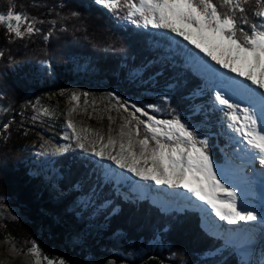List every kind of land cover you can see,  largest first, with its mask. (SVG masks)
I'll return each instance as SVG.
<instances>
[{
  "label": "trees",
  "instance_id": "16d2710c",
  "mask_svg": "<svg viewBox=\"0 0 264 264\" xmlns=\"http://www.w3.org/2000/svg\"><path fill=\"white\" fill-rule=\"evenodd\" d=\"M127 2L119 0L117 8L108 11L95 0H0V14L27 17L34 29L28 33L27 25H22L24 34L17 37L0 23V102L5 108L0 114V196L33 220L0 221V238H10L20 250L37 243L45 257L72 264L85 254L113 253L126 255L127 264H240L231 249L203 257L222 241L202 227L197 211L163 212L149 199L128 201L116 193L112 181H102L103 163L91 155L67 150L55 156L52 166L60 176L55 183L30 172L29 157L37 138L31 123L34 108L48 104L74 82L133 99L144 97L145 90L171 85L167 98L160 100L165 112L161 117L179 120L187 129L205 125L221 130V124L215 125L227 118V109L203 105L194 112V93L207 85L187 60L192 48L171 32L123 22ZM212 2L220 13L233 15L221 6L223 0ZM243 6L244 13H234L237 26L250 32V25L259 27L264 17L257 16L256 0ZM242 16L248 23L239 19ZM237 36L243 40L239 30ZM84 62L85 70H75ZM43 63L50 66L52 76L42 72ZM135 69L143 70L146 82L129 77ZM136 127L138 139L150 140L142 126ZM197 144L215 161L227 149L217 133ZM87 194L95 207L104 201L110 204L96 209L93 217V205L72 210L77 197ZM74 237L81 241L78 245L72 244Z\"/></svg>",
  "mask_w": 264,
  "mask_h": 264
},
{
  "label": "rangeland",
  "instance_id": "374dc122",
  "mask_svg": "<svg viewBox=\"0 0 264 264\" xmlns=\"http://www.w3.org/2000/svg\"><path fill=\"white\" fill-rule=\"evenodd\" d=\"M116 3L118 6L119 0H116ZM129 3H138V0H128L127 7ZM113 10L108 9V11ZM261 10L264 9L259 8L257 13ZM8 14L9 12L0 14L4 16V20L0 23L7 28L9 24H12L13 27L19 25L20 29H22V25L29 26L30 22L25 20L24 16H22L20 22H17L14 19L8 20ZM257 16L259 15L257 14ZM122 21L144 27L139 16L129 20L126 15L122 18ZM147 29L153 28L148 26ZM172 34L176 36L174 33ZM176 37L183 41L181 37ZM183 43L192 48V51L186 54L187 60L207 85V87L194 93L193 98H196L197 101L194 112H198L203 105H210L213 109L222 108L218 101H215V96L222 93L225 98L229 99L230 103L238 105V108L247 107L256 116H260L261 123L264 124V113H260L261 102L258 97L247 94L250 90L246 85H251V82L244 80L243 77H237L234 73L227 72L226 69L216 65L209 57L199 52L187 41H183ZM215 54L220 56L221 59L228 58V54L226 52L222 54L221 50H217ZM86 67L87 63L84 62L80 65L77 64L75 70L83 71ZM41 69L45 74L52 76L49 65L43 63ZM244 70L247 71L246 68ZM142 73V69H135L129 73V77L132 80L144 83L146 81H142ZM231 78L246 85L241 88L229 86V79ZM257 78H259V72H257ZM170 87L171 85L164 89L145 90L142 92L144 97L139 96L133 99L123 97L109 88L88 83H71L67 88L60 90L57 97H51L48 104H38L34 108L31 123L36 128L37 138L32 144L33 151L29 157L30 172L32 174L41 173L49 183H55L60 179L57 169L52 166L55 156L67 150H78L84 155L93 156V147L96 151H100L108 143L109 137L115 143L104 148V151L105 153L111 151L115 155L120 151V143L127 145L129 133H131L133 141L139 140L137 138V125L142 126L144 131L147 132L143 123L137 124V121L132 119L133 115L144 123H151L148 121V116H152L156 120L171 121L161 117V114L165 112L164 106L160 103V100L167 98L166 90ZM241 90L245 92L243 97L240 95ZM257 92H264V89H257ZM73 96H76L77 99H72ZM145 97H152V99L148 101L145 100ZM122 104L127 106L128 111L124 110ZM136 106L141 107L145 115L136 113ZM4 110L5 108L0 102V114ZM69 121L74 125L76 134L81 137L79 141L73 135V130L67 127ZM220 124L222 126L220 131L213 128V126L205 125H196L194 128L187 130L194 132L196 141H205L207 136L213 137L214 133L224 137L225 148L227 149L223 148L221 150V160L215 161L209 155L215 164L214 171L218 173L217 178L221 180V183L236 193L234 202L237 205V210L242 212L251 211L257 217L255 221H238L235 225H229L226 220L221 221L219 217H216L212 209L203 201L198 200L185 189L156 185L152 181H142L125 169L117 167L110 160H101L97 156L93 157L103 163L102 181H112L116 193L121 194L128 201L149 199L152 204L158 206L163 212L186 209L197 211L201 216L202 227L209 234L220 238L222 241L220 247L206 253L203 256L204 258L219 255L223 250L231 249V253L236 255L240 264H264V169L258 168L256 163L248 161L252 149L248 148L246 144L240 143L241 134L234 132L229 127L231 121H228L227 118H221L215 127L220 126ZM160 127L163 131H167L162 126ZM122 131L125 133L123 137L120 135ZM147 133L150 137L149 147L155 148V141L151 139L152 133ZM157 139L168 144L175 142V138L173 141H168L166 136L157 137ZM227 142L230 146L227 145ZM80 143L85 145L84 149L80 148ZM197 147L201 146L197 144ZM133 150L138 155L140 152L139 145L134 144ZM109 204L110 201H104L95 207L91 195L87 194L77 197L71 209L86 210L93 205V217L96 209H104ZM115 210L116 208L113 209V211ZM0 221L32 222L33 220L21 207L0 196ZM80 242L78 238L74 237L72 244L78 245ZM34 245L38 249V256L33 255L31 251ZM37 260L39 264H72V261L70 263L63 259L55 261L45 257L37 243H34L29 249L20 250L10 238H0V264H37ZM126 261V255L116 253L100 256L85 254L83 260L78 259L73 264H127Z\"/></svg>",
  "mask_w": 264,
  "mask_h": 264
},
{
  "label": "snow or ice",
  "instance_id": "6c2138e0",
  "mask_svg": "<svg viewBox=\"0 0 264 264\" xmlns=\"http://www.w3.org/2000/svg\"><path fill=\"white\" fill-rule=\"evenodd\" d=\"M95 2L109 10L117 8L116 0H95ZM247 3L249 0H235V2L234 0H223L221 6H227L233 13V15H228L220 13L212 0H138V3L128 4L127 16L129 20L139 16L146 28L151 26L153 29H165L174 33L183 41L193 45L199 52L204 53L216 65L226 69L227 72L250 81L255 88L234 78L229 79V86L241 88L246 85L250 90L247 94L258 97L261 102L260 113H264V92H257V89H264V21H261L259 27L255 24L250 25L251 31L249 32L243 28L238 29V18L234 14L235 12L244 13L243 5ZM256 4L264 9V0H256ZM257 14L264 17V10ZM13 19L20 22L22 16L9 12L8 20ZM24 19L27 20V17ZM239 19L248 23L246 17L242 16ZM3 20L4 16L0 15V22ZM8 30L14 32L17 37H22L24 34L19 25L13 27L9 24ZM238 30L243 40L237 36ZM26 31L31 33L34 29L29 25ZM217 50H221L222 54L226 52L228 58L221 59L215 54ZM245 68L247 71L244 70ZM257 72H259V78H257ZM72 99L75 100L77 97L73 96ZM215 101L222 106L220 110H228L227 120L231 121L229 127L241 134L240 143L246 144L248 148L258 153V157L253 155L252 159L259 158V163L264 165V124L261 123L260 116H256L247 107L238 108V105L230 103L222 93L215 96ZM121 106L128 111L126 105ZM135 112L145 115L139 106L135 107ZM132 119L136 120L137 124L143 123L147 132L152 133L151 139L155 141V148L149 147L148 137L133 141L129 133L127 145L120 143V151L115 155L111 151L108 153L104 151V148L114 145L115 142L111 137L100 151H96L93 147L92 155L101 160L112 161L117 167L125 169L142 181H152L156 185L185 189L192 196L203 201L212 209L216 217H219L221 221L226 220L229 225H235L238 221L257 219L251 211L237 210L234 202L236 193L229 187H225L217 178L218 173L214 171V161L203 148L197 147L194 132L187 130L179 120H156L148 116V121L151 123H144L135 115ZM160 126L167 131H163ZM67 127L73 130V135L79 141L81 137L76 134L71 121L67 123ZM120 135L123 137L125 133L122 131ZM165 136L168 141H173L175 138V142L168 144L157 139V137ZM134 144L140 147L138 155L133 150ZM79 146L81 149L85 147L83 143ZM31 251L33 255H39L35 245ZM37 264H39L38 260Z\"/></svg>",
  "mask_w": 264,
  "mask_h": 264
},
{
  "label": "bare ground",
  "instance_id": "6f19581e",
  "mask_svg": "<svg viewBox=\"0 0 264 264\" xmlns=\"http://www.w3.org/2000/svg\"><path fill=\"white\" fill-rule=\"evenodd\" d=\"M252 87L255 88V85H252ZM240 95H242V97L245 96V92L241 90ZM250 101H252V100H250ZM250 152H251V154L248 156V161H249L250 163H256L257 166H258V168L260 167V168H263V169H264V165H261V164L259 163V158H257V159H252V156H253V155H256V156L258 157V153H255L254 150H251ZM263 172H264V170H263ZM261 185H262V183H261Z\"/></svg>",
  "mask_w": 264,
  "mask_h": 264
}]
</instances>
